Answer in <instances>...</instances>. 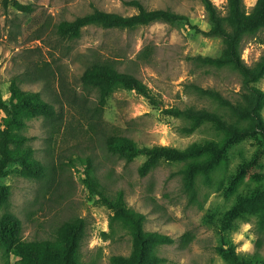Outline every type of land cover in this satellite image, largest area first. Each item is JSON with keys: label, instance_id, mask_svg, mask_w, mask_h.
I'll use <instances>...</instances> for the list:
<instances>
[{"label": "rangeland", "instance_id": "rangeland-1", "mask_svg": "<svg viewBox=\"0 0 264 264\" xmlns=\"http://www.w3.org/2000/svg\"><path fill=\"white\" fill-rule=\"evenodd\" d=\"M29 5L16 9L13 2ZM131 0H0V95L7 100L9 84L16 78L22 92H35L59 113L50 142V124L42 117L29 119L20 135L35 159L54 167V182L46 191L29 178L21 165L10 162L0 176L9 187V211L22 222L26 240L46 238L60 222L71 217L85 220L81 244L83 264H109L112 256H127L130 236L110 221L112 212L84 183L83 170L92 164L104 192L122 191L126 204L145 216L144 229L172 237L155 255L162 264H225L217 249L232 247L237 254L264 257V139L254 134L232 139L222 166L210 173L208 183L199 178L198 203L189 204L180 189L181 165L163 163L145 176L138 172L145 159L125 162L109 153L103 134H120L139 146H171L184 150L201 141H218L222 135L202 125L185 132L184 122L161 113L190 106L216 110L192 86L212 89L233 102L240 91V76L228 67L198 65L193 57H218L219 38L206 37L184 22H156L134 30L87 27L78 39L58 38L54 27L93 8L130 16ZM146 9L170 10L187 17L191 25L207 31L209 23L199 0H138ZM224 11L226 0H211ZM256 0H243L249 12ZM264 50V30L243 39L240 58L252 65ZM95 58L116 60L117 71L147 86L158 105L134 91L119 89L107 100L101 114L93 112L95 94L82 88L79 78ZM264 94V75L253 84ZM264 124V102L257 110ZM0 110V121L3 116ZM102 134V135H101ZM44 192V194H43ZM191 239L178 243L183 234ZM20 255H5L0 244V264H13ZM45 264H60L48 255Z\"/></svg>", "mask_w": 264, "mask_h": 264}, {"label": "trees", "instance_id": "trees-1", "mask_svg": "<svg viewBox=\"0 0 264 264\" xmlns=\"http://www.w3.org/2000/svg\"><path fill=\"white\" fill-rule=\"evenodd\" d=\"M203 7L209 28L201 31L191 25L186 16L170 10L146 9L138 0L124 2L133 8L135 13L122 16L93 8L91 12L76 17L71 21H61L54 27L55 35L60 39L74 41L84 28L99 27L102 29L134 30L152 23L178 24L184 22L194 31L206 37L219 38L222 52L218 57H193L198 65L228 67L240 76V91L237 100H230L212 89H201L192 86L196 94L209 99L216 110L190 106L184 109L170 108L161 111L174 119L185 123V132H191L202 125L209 126L215 133L222 135L218 141L204 140L192 144L184 150L171 146H139L131 138L120 134H103L106 150L125 162L136 157L145 159L138 172L145 176L163 163L181 165L180 189L189 204L198 203V185L200 178L208 183L210 173L222 166L225 150L230 141L257 134L264 139V124L257 112L264 102V94L253 84L264 75V50L257 61L246 65L240 58L243 39L254 36L264 30V0H256L252 9L246 12L243 0H226L224 11H220L211 0H199ZM16 9L29 12V5L13 2ZM110 58H95L79 78L82 88L93 91L95 103L93 112L101 114L107 100L119 90L134 91L152 105H158L155 94L134 76L116 70ZM9 97L4 100L0 95V110L3 116L0 121V176L8 163L21 165L26 175L39 182L40 189L46 191L54 182V167L44 164L33 156L29 143L32 138L20 135L25 121L42 117L50 124L47 141L52 140L54 122L59 113L55 107L45 102L39 93L22 92L16 78L9 84ZM102 135V134H101ZM84 183L91 193L96 195L112 216L110 221L119 225L130 236V252L127 256H112L109 264H162L163 259L155 255L157 248L172 245L176 242L170 236L149 232L144 229L145 216L128 207L122 191L109 196L104 192L94 168L87 161L83 170ZM44 194V192H43ZM9 187H0V244L5 255H20L13 264H45L48 255L59 259L60 264H83L81 244L85 237L86 223L80 217H71L60 222L46 238L26 240L23 238V225L20 219L9 211ZM189 234H183L178 243L186 245ZM225 264H264V257L257 254H237L232 247L227 250L217 249ZM8 264V263H7Z\"/></svg>", "mask_w": 264, "mask_h": 264}]
</instances>
